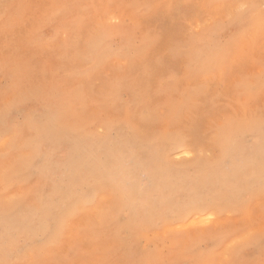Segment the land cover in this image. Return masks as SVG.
Segmentation results:
<instances>
[{
    "label": "rangeland",
    "instance_id": "obj_1",
    "mask_svg": "<svg viewBox=\"0 0 264 264\" xmlns=\"http://www.w3.org/2000/svg\"><path fill=\"white\" fill-rule=\"evenodd\" d=\"M0 264H264V0H0Z\"/></svg>",
    "mask_w": 264,
    "mask_h": 264
},
{
    "label": "bare ground",
    "instance_id": "obj_2",
    "mask_svg": "<svg viewBox=\"0 0 264 264\" xmlns=\"http://www.w3.org/2000/svg\"><path fill=\"white\" fill-rule=\"evenodd\" d=\"M183 4H184V2H183ZM187 6H188V5H187ZM180 7H181V5H180ZM177 8H178V6H177ZM191 8H192V7H191ZM186 11H188V10H186ZM190 11H191V10H190ZM241 11H242V10H241ZM242 12H243V11H242ZM244 12H245V11H244ZM244 12H243V13H244ZM200 13H201V12H200ZM200 13H199V14H200ZM205 13H206V12H205ZM184 14H185V13H184ZM190 14H191V13H190ZM190 14H189V15H190ZM199 14H198V15H199ZM254 17H255V16H254ZM254 17H253V18H254ZM215 18H216V17H215ZM232 18H233V17H232ZM192 19H193V18H192ZM214 21H215V20H214ZM252 26H253V25H252ZM251 37H252V36H251ZM201 42H203V41H200L199 43H201ZM203 44H204V43H203ZM198 46H199V45H198ZM205 47H209V45H208V46H205ZM205 47H204V48H205ZM204 48H203V49H204ZM205 49H207V48H205ZM209 49H210V48H209ZM201 50H202V49H201ZM201 50H199L198 52H200ZM240 50H241V49H240ZM206 51H207V50H206ZM206 51H205V52H206ZM209 52H210V51H209ZM207 53H208V52H207ZM244 53H245V52H244ZM180 153H181V154H182V153H185V151L182 150ZM187 153H188V152H187ZM188 154H189V153H188ZM144 155H145V154H144ZM42 173H44V172H42ZM46 196H47V195H46Z\"/></svg>",
    "mask_w": 264,
    "mask_h": 264
}]
</instances>
